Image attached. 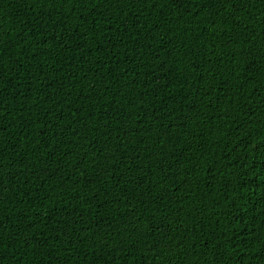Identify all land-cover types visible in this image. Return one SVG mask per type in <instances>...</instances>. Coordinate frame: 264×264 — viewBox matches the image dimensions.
Listing matches in <instances>:
<instances>
[{
	"label": "trees",
	"instance_id": "16d2710c",
	"mask_svg": "<svg viewBox=\"0 0 264 264\" xmlns=\"http://www.w3.org/2000/svg\"><path fill=\"white\" fill-rule=\"evenodd\" d=\"M0 264H264V0H0Z\"/></svg>",
	"mask_w": 264,
	"mask_h": 264
}]
</instances>
